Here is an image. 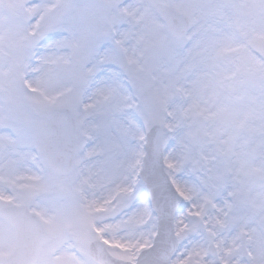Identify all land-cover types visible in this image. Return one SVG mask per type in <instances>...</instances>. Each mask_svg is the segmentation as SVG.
<instances>
[{
	"label": "snow or ice",
	"instance_id": "6c2138e0",
	"mask_svg": "<svg viewBox=\"0 0 264 264\" xmlns=\"http://www.w3.org/2000/svg\"><path fill=\"white\" fill-rule=\"evenodd\" d=\"M0 264H264V0H0Z\"/></svg>",
	"mask_w": 264,
	"mask_h": 264
}]
</instances>
